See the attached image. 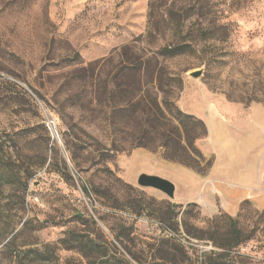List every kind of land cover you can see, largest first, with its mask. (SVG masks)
Masks as SVG:
<instances>
[{
  "label": "rangeland",
  "instance_id": "374dc122",
  "mask_svg": "<svg viewBox=\"0 0 264 264\" xmlns=\"http://www.w3.org/2000/svg\"><path fill=\"white\" fill-rule=\"evenodd\" d=\"M151 1L0 0V264H88L71 237L131 264H264V223L231 251L207 230L224 215L249 235L264 212V0H166L147 38ZM219 24L230 34L203 37ZM135 59L151 62L125 76ZM167 99L206 124L205 162L168 119L145 125Z\"/></svg>",
  "mask_w": 264,
  "mask_h": 264
},
{
  "label": "trees",
  "instance_id": "16d2710c",
  "mask_svg": "<svg viewBox=\"0 0 264 264\" xmlns=\"http://www.w3.org/2000/svg\"><path fill=\"white\" fill-rule=\"evenodd\" d=\"M166 0H152L149 3V10H150V19H149V34L148 37L153 35L152 29L155 28L153 17L156 13V8H160L166 4L164 3ZM203 3H207L209 5V0H200ZM201 3L198 2L196 5L190 4L188 10L185 12L186 17H188L189 13L194 11L196 8H204L200 5ZM199 5V6H198ZM171 8H173L171 6ZM168 13L165 14L164 18H169ZM204 36L206 39H216L219 35H229V26L225 24H219L214 28H210L208 30H204ZM196 49V45L191 43H182V44H170L161 46L158 50V55L162 56L164 59L176 57L178 55H182L184 53H188L190 51H194ZM151 60L144 61L143 59H135L125 61V76L130 77L132 72L142 69L143 67H147L150 64ZM156 64H158L156 60ZM155 81V80H154ZM158 81V80H157ZM155 111L150 112L152 114V118L149 121L145 122V125L153 127V123L160 124L161 120L168 119L172 126H174L175 134L171 136V142H181V139L184 138L187 147L189 149L187 155V159L193 161L197 165L205 162V158L202 152L196 147V141L207 137L208 129L206 124L195 118L194 116H189L184 114L181 110H179L173 101L166 100L162 106L159 104L156 105ZM151 111V110H150ZM128 106L119 109L117 112L118 114H123V116L128 115ZM154 112V113H153ZM162 124V123H161ZM165 139V137H164ZM163 139V140H164ZM168 145L169 141L165 142ZM143 144L140 143L139 146ZM186 161V160H185ZM87 192V190L85 189ZM175 206L171 207L173 210ZM261 219L259 222L256 223L255 228L249 235H245L242 229L240 228V222L237 218L229 217V216H219L215 217L209 221V228L207 230L210 231L211 235L218 234L219 232L224 233L226 236H230L231 243L228 246H221L223 249H228L229 251L236 249L243 245L244 243L250 241L259 228L260 224L264 223V212L259 216ZM213 239V237L211 238ZM116 240L118 238L116 237ZM63 243L66 245L67 250H74L80 252L85 259H87L88 264H131L130 261L125 258V256L117 249V247L108 242H98L97 240L88 238H76L71 237L68 240H64ZM120 243V242H119ZM122 244V243H121ZM175 251L177 252L176 248ZM28 253H37L39 254L38 250H30ZM224 255H220L219 259H222ZM39 260L43 261L46 260L43 258L42 254L39 255ZM47 261V260H46ZM213 264H219L218 262H211Z\"/></svg>",
  "mask_w": 264,
  "mask_h": 264
},
{
  "label": "water",
  "instance_id": "95a60500",
  "mask_svg": "<svg viewBox=\"0 0 264 264\" xmlns=\"http://www.w3.org/2000/svg\"><path fill=\"white\" fill-rule=\"evenodd\" d=\"M202 75V71L194 72L191 74L194 78H199ZM138 185L144 188H154L165 193L168 197L174 198L176 187L175 185L161 177L142 174L138 179Z\"/></svg>",
  "mask_w": 264,
  "mask_h": 264
},
{
  "label": "crops",
  "instance_id": "0c3cea01",
  "mask_svg": "<svg viewBox=\"0 0 264 264\" xmlns=\"http://www.w3.org/2000/svg\"><path fill=\"white\" fill-rule=\"evenodd\" d=\"M263 151H264V147H262Z\"/></svg>",
  "mask_w": 264,
  "mask_h": 264
}]
</instances>
